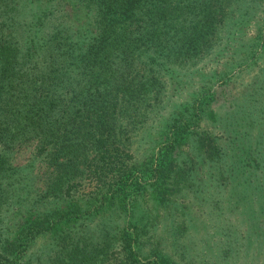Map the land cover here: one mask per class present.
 Instances as JSON below:
<instances>
[{
	"label": "trees",
	"instance_id": "obj_1",
	"mask_svg": "<svg viewBox=\"0 0 264 264\" xmlns=\"http://www.w3.org/2000/svg\"><path fill=\"white\" fill-rule=\"evenodd\" d=\"M260 5L0 0V264H195L201 243L191 234L166 249L158 214L137 208L144 194L165 209L171 241L184 231L179 199L203 208L213 264H237L251 230L264 243V96L219 111L212 92H195L160 114L146 154L130 148L138 115L159 114L156 71L180 73L224 19ZM22 149L27 160L13 163Z\"/></svg>",
	"mask_w": 264,
	"mask_h": 264
},
{
	"label": "rangeland",
	"instance_id": "obj_2",
	"mask_svg": "<svg viewBox=\"0 0 264 264\" xmlns=\"http://www.w3.org/2000/svg\"><path fill=\"white\" fill-rule=\"evenodd\" d=\"M255 10V13L251 14L248 11L246 15H240L239 11L233 18L224 19V24L222 22V25L217 27L218 40H212L214 45L208 46L195 61L183 62L185 68L178 70L180 73H177L176 69L170 70L173 72L171 75L167 71H156L158 77L165 82V89L160 94L159 100L152 101V106L157 102L154 108L158 109L159 114L156 117L152 116L150 107L145 113L138 115L141 127L137 128L138 132L135 134L137 140L130 147H135L133 151L136 152L137 159L146 154L155 145L156 140L162 137L160 114L163 116L168 108L175 111L184 110L195 92L205 90L212 92L214 98L211 100V97H206V99L210 100L212 106L219 111L222 110V104L235 100L243 103V99L248 95L264 96V5L258 6ZM260 88L262 94L258 93ZM176 102L178 103L172 105ZM206 104V106L210 105V103ZM189 143L185 141L180 147L187 149ZM27 153L28 151L24 149L15 151L12 157L13 163L25 162ZM150 192L152 190L149 187V196ZM143 198L144 201L137 204V208L140 210L145 202L147 208L150 207L154 213L158 214L154 216L157 221L154 230L161 234V244L165 245L166 249L171 251L176 239L178 241L192 234L193 242L202 245L195 246L191 242V250H197L196 248L200 246L202 248L197 250L194 261L192 259L191 261L195 264H213L214 257L209 256L205 245L207 241L204 242L206 235L203 228L202 207H198L191 200L179 199V204L184 205V210L187 212L186 217L183 216L184 222L179 224L180 231H184L179 232L178 236L171 241L167 230L168 225L164 227V222L167 220L161 217L165 209L160 208L158 203L148 195L144 194ZM238 215L237 212L235 216ZM180 217L181 215L177 214V220ZM243 227L248 229L246 224ZM262 237L263 234L259 230L249 231L248 241H245L242 246L244 253L241 255L239 252L237 264H264V243L259 244Z\"/></svg>",
	"mask_w": 264,
	"mask_h": 264
}]
</instances>
